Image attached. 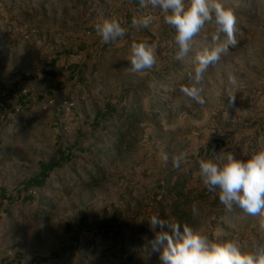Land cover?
Here are the masks:
<instances>
[{"label":"rangeland","instance_id":"obj_1","mask_svg":"<svg viewBox=\"0 0 264 264\" xmlns=\"http://www.w3.org/2000/svg\"><path fill=\"white\" fill-rule=\"evenodd\" d=\"M221 2L236 14L237 44L196 85L200 105L180 87L196 53L210 44L211 26L180 62L174 29L159 10H150L157 19L149 29L132 26L142 14L139 0H0V81L25 75L33 100L16 111L10 142L0 149V255L47 264H158L147 243L154 214L245 250L264 243L258 218L227 210L198 172V160L212 150L246 159L264 145V0ZM105 18H116L127 34L102 43L94 26ZM141 40L158 43L157 64L130 74V45ZM57 53L70 65L51 76L65 78L73 67L75 81L57 85L58 77L43 75ZM71 142L78 152L58 160L55 144ZM182 150L188 163L175 169L171 157ZM161 152L169 154L167 164ZM44 161L51 165L42 184L24 186Z\"/></svg>","mask_w":264,"mask_h":264},{"label":"clouds","instance_id":"obj_2","mask_svg":"<svg viewBox=\"0 0 264 264\" xmlns=\"http://www.w3.org/2000/svg\"><path fill=\"white\" fill-rule=\"evenodd\" d=\"M142 14L134 16L135 28L149 29L157 19L150 10H159L166 25L174 29L176 52L174 59L184 62L193 50L195 38L206 26L214 31L210 44L196 53L194 68L188 76V84L181 85L180 92L191 101L203 105L202 89L197 87L210 67L217 65L235 47L237 17L234 10L225 7L221 0H139ZM95 32L102 43L111 44L127 34V29L116 18H105L96 23ZM223 35V39L221 38ZM158 43L146 40L132 42L127 60L130 74L152 70L157 64ZM226 89L228 104L234 107L237 87L235 78H230ZM189 153L178 151L171 157L172 167L179 169L188 163ZM159 158L167 164L169 154L161 152ZM199 176L209 193L229 211L239 208L247 215L257 217L264 229V145L248 158L242 159L234 152L212 150L208 158L198 160ZM193 217L199 216L197 204L191 206ZM152 238L147 243L158 254V264H264V243L257 241L251 250H245L236 240H214L201 229L175 219L162 218L158 214L149 217Z\"/></svg>","mask_w":264,"mask_h":264},{"label":"crops","instance_id":"obj_3","mask_svg":"<svg viewBox=\"0 0 264 264\" xmlns=\"http://www.w3.org/2000/svg\"><path fill=\"white\" fill-rule=\"evenodd\" d=\"M70 65V61L66 58V54L57 53L55 54L45 65L44 73L46 77L56 78V84L63 81L67 83L68 79L73 77L72 81H75L79 73L72 72L71 67L70 73L66 74L65 78H59V74L51 76V73L57 72L59 69L67 68ZM80 66H78V71ZM25 75H20L19 77L14 78L11 82L3 83L0 81V149L7 145V142L10 140L7 138L8 131L11 129V126L14 124L16 119V111L19 109H24L26 106L32 104V97L28 94V90L25 89ZM7 110L8 114L3 116V112ZM77 123V120L75 122ZM78 129H81L80 126H77ZM63 139V138H62ZM58 142V140H56ZM74 142L62 144L59 147L56 145L58 160L65 159L68 156H71L72 153H77L78 150L73 148ZM42 164H47L45 161L40 162ZM40 171V170H39ZM0 264H47L44 261H40L37 258L31 257L26 260L20 258L17 253L12 255H0Z\"/></svg>","mask_w":264,"mask_h":264},{"label":"trees","instance_id":"obj_4","mask_svg":"<svg viewBox=\"0 0 264 264\" xmlns=\"http://www.w3.org/2000/svg\"><path fill=\"white\" fill-rule=\"evenodd\" d=\"M40 165H41V169L39 173H37L33 178H31L26 183H24V186L29 187L32 184H34V182L37 184H42L43 180H45V178L47 177V174L50 170L49 166L51 164H40Z\"/></svg>","mask_w":264,"mask_h":264},{"label":"built area","instance_id":"obj_5","mask_svg":"<svg viewBox=\"0 0 264 264\" xmlns=\"http://www.w3.org/2000/svg\"><path fill=\"white\" fill-rule=\"evenodd\" d=\"M6 114H8V111H7V110H5V111L3 112V116H5Z\"/></svg>","mask_w":264,"mask_h":264}]
</instances>
